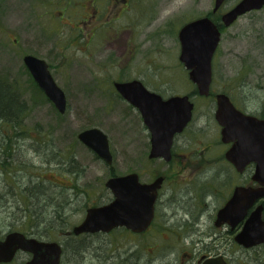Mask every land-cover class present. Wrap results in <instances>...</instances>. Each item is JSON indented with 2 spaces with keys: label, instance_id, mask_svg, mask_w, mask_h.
I'll list each match as a JSON object with an SVG mask.
<instances>
[{
  "label": "rangeland",
  "instance_id": "374dc122",
  "mask_svg": "<svg viewBox=\"0 0 264 264\" xmlns=\"http://www.w3.org/2000/svg\"><path fill=\"white\" fill-rule=\"evenodd\" d=\"M210 7L211 0H139L117 21H112L115 11L101 9L102 19L90 28L74 25L81 18L68 0H0V82L23 107L16 131L1 125L14 149L11 161L0 165V238L16 231L55 241L62 248L60 264H193L212 237L225 236L213 233V217L243 178L219 164L222 146L211 98L197 96L177 59L178 29L209 15ZM220 31L211 92L227 94L246 114L264 119V6ZM25 55L47 63L66 97L64 114L32 79ZM138 72L162 97L190 93L195 104L193 121L177 139L168 164L148 158V131L113 87ZM91 128L107 136L111 165L78 140ZM133 172L144 183L165 177L147 232L69 235L87 208L112 200L105 187L110 177ZM39 180L35 192L42 190L43 196L27 199L24 189ZM57 184L71 188L61 191ZM232 253L246 264L240 252ZM28 258L18 253L11 264Z\"/></svg>",
  "mask_w": 264,
  "mask_h": 264
},
{
  "label": "water",
  "instance_id": "95a60500",
  "mask_svg": "<svg viewBox=\"0 0 264 264\" xmlns=\"http://www.w3.org/2000/svg\"><path fill=\"white\" fill-rule=\"evenodd\" d=\"M223 0H216L218 7ZM264 0H241L222 16L224 26L231 25L239 16L251 10H259ZM180 61L189 71L188 78L196 86L198 95L209 94L212 81L211 61L220 41V32L208 18L186 23L179 31ZM23 63L32 79L60 114L66 111V97L50 74L42 59L26 55ZM115 91L123 100L138 109L143 124L150 134V159H171L173 138L180 134L192 117L193 103L189 96H171L163 99L149 93L137 80L114 82ZM215 119L221 127L223 143H232L225 157L238 172L246 165L254 164L252 180L258 187L236 186L225 205L218 210L215 225L229 224L232 228L241 222L248 209L264 198V119L246 115L235 109L229 98L219 94L216 98ZM78 140L93 151L107 165L112 164L107 136L97 128L81 131ZM163 182L158 177L151 183H141L136 173L111 177L105 182L112 200L104 205L86 209L83 220L72 227L71 234L109 233L125 228L133 233L147 229L154 217V204ZM262 205H258L244 221L235 241L251 247L264 243ZM17 252L31 254L22 264H60L62 249L55 241H39L20 232H9L0 239V263H10ZM202 264H224L222 257L206 259Z\"/></svg>",
  "mask_w": 264,
  "mask_h": 264
},
{
  "label": "flooded vegetation",
  "instance_id": "af4514ba",
  "mask_svg": "<svg viewBox=\"0 0 264 264\" xmlns=\"http://www.w3.org/2000/svg\"><path fill=\"white\" fill-rule=\"evenodd\" d=\"M240 1L241 0H223L222 3L218 7H216V0H211V7H210L211 10H210V12H208L209 15H206V16H203V17H200V18H208L209 20H211L213 22V24H215L217 26V28H218V30L220 32V37H221L220 27L224 26V24L222 23V16L225 13L229 12L231 9H233ZM68 2H69V4H73V6L75 8L74 14L78 13L80 18H81V19H79V21H77V23H74V25H79V26L82 25L84 27L86 26V27L92 28V27L95 26L93 24H95V23H96V25L98 24L96 22V20L99 21V20L102 19L101 9H104V8L108 9L109 10L108 13H112V12L115 11L114 12V16L112 15V21H117V20L120 19V17L123 15V13L131 10L134 7V3L135 4L138 3L139 0H68ZM254 11H257V10H251V11H248L246 13L254 12ZM246 13H244V14H246ZM241 16H239V17H241ZM197 19H199V18H197ZM194 20H196V19H194ZM194 20H192V21H194ZM109 23H110V20L108 19L107 22L104 23V25H108ZM65 24H71V23H65ZM184 25H182L177 31V39H178V45H179V47H178L179 48V53H178L177 59H178V62H179V66L183 69V71L187 74V77H188L189 71L185 68L184 64L179 59V57H180V43H179L178 35H179L180 29ZM73 27H75V26H73ZM224 27H226V26H224ZM115 34H117V33H115ZM216 51H217V49H216ZM216 51H215V53H216ZM215 53L213 55L212 62H213V59L215 57ZM212 62H211V64H212ZM48 69H49V67H48ZM154 71L155 70H153L152 72H154ZM139 73H141V72L134 73V75L136 76V74H139ZM154 73H155V75H158V72L155 71ZM142 75H143V73H142ZM138 77L139 76H136V78H132L129 81L137 80V81H139L142 84V86L149 93L158 94V95H160L162 97V95H161L163 93L162 91L156 89L155 87L147 86L146 83L143 80L139 79ZM192 86H193L192 90L197 94L198 97L204 98V99H210L211 98V102L209 103V107L212 108V116H213V119H214V121H215V123L217 125V128H218L219 143H220V146H222L221 156H220V158L218 160L219 164L221 165V167L228 168V169H230V171L232 170L236 175H238V177L243 178V180L238 185H236V184L233 185V188H232L231 192L229 193L228 197H223L224 201L222 202L220 207L216 209L214 217H213V228H214L213 230L215 231L213 233H216L217 231H222L223 235H225V236H223V238H221V237H219L221 234H218V235L214 234L216 236L212 237V241H210L211 243L209 244V246L204 247V252L198 253L200 255H198V257H196V261H194L193 264H202V262L204 260L211 259V258H216V257H222V259L224 261V264H242V263L239 262V260H238L239 258L232 253V252H235V251L240 252V254H241L240 256L243 258V260L246 262V264H264V256H263V250H262L264 248V243L256 244V245L251 246V247H244V246L238 244L235 241V239H234L236 234L241 231L242 226L244 224V221L247 219L249 214L258 205H262V208H263L262 209V219H263L264 198H261V199L257 200L254 203V205L250 209H248L245 218L241 222H239L236 226H234L233 228L229 224H226V223L221 224L220 226H216L215 225V220H216V215H217L218 210L221 209L225 205V203L231 197L233 189L236 186H244V187H248V186L258 187L259 186L256 182H254L252 180V176H253V173H254V164L253 163H250V164L246 165L242 172H238L235 169V167L225 157V154H226L227 150L231 147L232 143L231 142L230 143H223L222 140H221V134H220L221 127H220V125L217 123V121L215 119V112H216V109H217V100H216L217 96L219 94L226 95L229 98L230 102L233 104V106L235 107L236 110L242 112L243 114H246V113L243 110H241L240 108H238L236 106V104L234 102H232L231 98L227 94H225L223 92H218V93L213 95L212 92H211L212 88L210 86L209 94L207 96H200V95H198L197 88H196V86L193 83H192ZM173 96H175V95H173ZM181 96H183V95H181ZM187 96H189V99L193 103L192 117H191V120L189 121V123L187 124V126L184 128V130L180 134H176L174 136L172 147H171V159H170V161L169 162H164L162 159H159V160H162L165 164H168V163H170L173 160L174 155H175L174 147H175L177 139L180 137V135H182L185 132V130L190 126V124L193 121V116H194V113H195V104L192 101V96L190 95V93ZM162 98L166 99L164 97H162ZM167 98H169V97H167ZM132 107L137 110V112L139 113V115H140V117L142 119V116H141L140 112L138 111V109L135 108L134 106H132ZM247 115H250V114H247ZM257 118H259V117H257ZM259 119H262V118H259ZM142 122H143V120H142ZM148 136H149V140H148L149 141L148 158H149V153H150V134H149V132H148ZM151 160H155V159H151ZM133 173H135V172H133ZM158 177H162L163 178V182H162V185H163V183L165 181L164 175H158L156 178H158ZM138 178H139V175H138ZM156 178H154L153 180H155ZM139 181H140V178H139ZM151 182H148V183H151ZM142 183H144V182H142ZM162 185H161V187H162ZM161 187H160V189H161ZM262 187L264 188V184H263ZM159 190H158V196H159V193H160ZM158 196H157V199H158ZM157 199H156V201H157ZM156 201H155V204H156ZM155 204H154V217H153V220L150 223V225L147 227L146 230H144L143 232H140V233H133V232L128 231V230H126V231H128V232H130V233H132L134 235L147 232L151 228V225H152V223H153V221L155 219V209H156L155 208ZM119 229H123V228H119ZM95 234H99V233H95ZM81 235H94V234H81ZM81 235H79V236H81ZM218 238H221V241H222L221 243L217 242ZM198 243H199V241H198ZM198 243L196 245H198ZM232 248H234L235 251H232ZM26 254H28V253H26ZM29 255L30 254H28V256Z\"/></svg>",
  "mask_w": 264,
  "mask_h": 264
},
{
  "label": "trees",
  "instance_id": "16d2710c",
  "mask_svg": "<svg viewBox=\"0 0 264 264\" xmlns=\"http://www.w3.org/2000/svg\"><path fill=\"white\" fill-rule=\"evenodd\" d=\"M23 110V107L21 106V103L17 97V95L10 91L9 86L5 83L0 82V165L5 166L3 164L5 159H11V151L14 149L12 146V139L8 136V132L1 130V125H10V127L16 131L14 128L18 125L17 120L19 119L20 112ZM21 122V121H20ZM15 137H17V132H14ZM72 158L70 159V161ZM11 161V160H10ZM69 161V162H70ZM68 162V163H69ZM72 160V163H69V165L76 164V162ZM69 165H60L62 167L69 166ZM33 187L28 188L26 187L24 189L25 191V197L29 200H36L37 198L42 197V190L41 192H35V188H38L40 186V180L39 182H35ZM57 187L63 191L70 189L71 187L63 185V184H57ZM73 188V187H72ZM61 194V193H60ZM65 205H62V207L67 206L69 203H64ZM60 217V216H59ZM58 217V218H59Z\"/></svg>",
  "mask_w": 264,
  "mask_h": 264
}]
</instances>
